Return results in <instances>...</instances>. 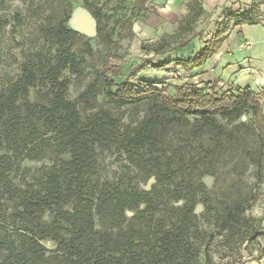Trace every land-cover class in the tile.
Segmentation results:
<instances>
[{
	"label": "rangeland",
	"instance_id": "obj_1",
	"mask_svg": "<svg viewBox=\"0 0 264 264\" xmlns=\"http://www.w3.org/2000/svg\"><path fill=\"white\" fill-rule=\"evenodd\" d=\"M90 1L106 14L101 21L96 20L97 32L92 35L83 25L91 18L83 0H0V16L9 21L0 29V94L8 92L25 68L31 69L38 80L30 87L28 100L38 107H51L56 89L44 73L50 62H55L63 42L71 46L78 64L64 70L60 79L68 81L66 97L77 105L82 124H88L105 111L118 122L120 133L131 135L148 116V105L118 108L109 103L101 72L109 47L103 36L129 15L134 0ZM188 1H146L145 15L134 24V36L123 39L119 57L111 61L123 74L113 77L116 82L124 79L131 66L142 63L145 70L133 80L136 83L153 81L156 88L170 95L175 92V84L184 82L185 71L177 69L174 63L163 69L151 65L162 60L149 51V46L164 34L176 31L180 18L188 12ZM206 1L210 2L203 0V3ZM214 9L215 6L208 5L205 16L198 21L195 30L198 35L189 47L171 50L163 54L164 58L188 56L192 46L196 50L202 45L215 31V23L221 20ZM68 15L66 24L76 34L58 37L56 29ZM245 28L247 35L255 36L264 30L247 25ZM244 64L249 62L245 60ZM251 65L249 68L237 65L234 74H224V82L234 84L235 88L247 85L256 88L260 72L253 62ZM215 86L220 92L232 91L229 86ZM258 91L264 96V86L258 87ZM23 102L22 97L17 102L20 121L11 134L6 135L0 126V168L4 171L0 175L2 264L14 263L17 254L31 264L32 244L28 237H34L46 248L38 264H70L65 251L58 247L55 234L65 240L76 237L81 226L78 214L88 217L93 230L110 242V249L102 257L105 262L101 264H179L181 256L173 252L169 260L163 259L157 243L160 235L174 231H179L178 237L184 241L190 238V243L198 249L188 264H203L208 234L217 229L229 208L239 202H251L250 195L257 185V139L251 126L252 116L245 113L233 122L218 118L228 128L240 127L241 131L236 133L240 139L244 138L240 142L225 139L219 143L211 134L199 133L202 121L195 117L184 118L182 124L166 118L160 127L161 143L153 152L128 151L121 138L103 144L96 141L81 167L85 173L83 191L71 193L57 207L45 210L31 207L30 201L36 202L44 195L49 175L55 174L66 186L73 181L74 168L68 163L74 159V152L57 128L49 126L42 116L38 114L28 120ZM262 106L264 109V99ZM71 190H75V185ZM131 190L144 194L151 206L148 207V202L136 204L128 197L116 202L120 195L125 196ZM262 191L258 203L249 212L262 218L264 224V184ZM195 231L200 234L194 235ZM100 236L92 238L93 241L81 238L79 243L83 248L91 246L94 252L104 240H99ZM261 253H264V239L248 244L241 261L264 264ZM215 259L217 264H231L229 258Z\"/></svg>",
	"mask_w": 264,
	"mask_h": 264
},
{
	"label": "trees",
	"instance_id": "obj_2",
	"mask_svg": "<svg viewBox=\"0 0 264 264\" xmlns=\"http://www.w3.org/2000/svg\"><path fill=\"white\" fill-rule=\"evenodd\" d=\"M146 1L134 0L129 15L117 21L111 30L103 36V39L109 44L101 72L108 102L118 108L130 104H146L149 108L148 116L134 134L120 133L118 122L105 111L99 112L88 124H82L77 105L66 97L69 87L68 81L60 79L64 70L78 64L77 55L72 52L71 46H66L63 42L55 62H50L44 73L46 80L51 81L52 87L56 89L51 107H38L28 100L29 89L38 80L37 75L31 69L25 68L8 92L0 94V126L6 135L11 134V130H14L20 121L18 114L20 107L17 102L22 97L24 99L22 106L27 112L28 120L38 114L42 116L49 126L57 128L74 152V159L68 163L70 167L74 168L71 176L73 181L68 182V186H66L55 174L49 175L45 182L44 195L36 202L30 201V206L41 210L57 207L68 196L72 195L71 193L82 192L84 186L81 183L83 180L85 181V173L81 167L83 162L90 157L92 145L96 141L103 144L121 138L128 151L138 153L146 149L153 152L156 146L161 143L162 132L160 127L162 128L166 118L176 119L177 123L182 124L184 118L195 117L202 121V126L198 128L199 133H209L219 143L225 139L240 142L244 139H240L236 134L241 131L240 127L228 128L227 125L219 123L218 118L233 122L240 119L243 114L250 113L252 116L251 126L257 139L255 151L257 185L255 191L250 195V204L239 202L226 211L220 219L217 229L208 234L203 249V264H217L215 257L229 258L231 264H245L241 261L243 249L248 244L264 239L263 219L257 218L249 212L258 203L263 193L264 109L262 100L264 96L249 86L238 88L234 92H220L215 84L198 86L188 80H184L182 84H175L173 86L175 92L168 95L156 88L153 81L141 80L140 77L139 83L133 81L145 70L144 63L131 66L124 79L116 82L113 77H121L123 74L120 68L111 64V61L113 58L119 57L118 51L123 39L134 36L136 20L146 13ZM83 3L98 22L105 17L106 14L103 13L101 7L92 1L83 0ZM187 6L189 12L180 18L176 31L172 34H164L156 44L149 46V51H152L156 57H160L171 50L187 47L198 35L195 30L204 13L203 0H189ZM68 19L69 15L58 25L56 29L58 37H69L76 34L68 28L66 24ZM8 23V19L0 16V29ZM244 24H264V0H251L248 8L230 11L222 21L216 24L215 31L199 49H196V53L191 57L179 56L173 60L165 58L162 62L151 65L163 69L174 63L177 69L183 73L185 71L186 77H189L191 71L204 65L208 59L219 52L234 27ZM114 36L116 39L113 38ZM240 125L243 126L244 123L242 122ZM152 159L155 160L156 157L154 156ZM0 173V175L4 173L1 168ZM72 185H75V190H71ZM124 197H128L136 204L148 202V207L151 206L150 200L140 192L131 190L125 196L120 195L116 202L124 201ZM78 220L81 223L77 235L78 239L76 236L70 240H65L55 234L58 247L65 251V258L70 264H101L105 262L102 257L110 249V242L105 239V235L100 236L98 232L93 230L94 225L88 217L78 214ZM199 234L198 231L194 232L196 236ZM97 236H100L99 240H104L99 243L100 247L95 248L94 252H92L91 246L83 248L81 242L79 243L81 238H87L90 241ZM178 236L179 231L160 235L157 238L160 253L165 260L170 259L172 252L179 254L181 256L179 264H188L193 261L198 249L190 243V238L186 237L184 241L183 237L180 239ZM28 240L32 244L31 264H38L43 259L46 248L34 237H28ZM14 256L15 262L12 264H29L23 255ZM261 256L264 257V253H261Z\"/></svg>",
	"mask_w": 264,
	"mask_h": 264
},
{
	"label": "crops",
	"instance_id": "obj_3",
	"mask_svg": "<svg viewBox=\"0 0 264 264\" xmlns=\"http://www.w3.org/2000/svg\"><path fill=\"white\" fill-rule=\"evenodd\" d=\"M208 1H210L208 2V4L207 1L203 3L204 13L201 16V18L205 16L207 7L209 5L210 7L215 6L214 10L217 11L219 19H221L220 21H222L223 18L230 11L248 8L251 2V0H208ZM246 25L249 27L256 26V27L264 28V24H256V25L244 24L241 26L234 27L233 30L230 32L228 39L224 42L219 52L216 55H214L212 58L208 59L206 63H204V65L191 71L190 76L185 77V81L188 80L189 82L197 84L198 86H203L205 84H217L220 85V87L229 86L228 89L234 92L238 88H243V87L238 86L235 88L234 84H228V82L227 83L224 82L226 78V75L224 76V74H228V75L234 74L237 65H239L241 68H249V66H253L251 65L253 62L254 65L258 67L260 76L256 77V85H257L256 88L250 85L247 86L257 91H258V87L264 86V30H260V32L257 33L258 36H255L251 33L250 35H247L244 32V29L246 30L245 28ZM255 37L257 39H255ZM246 42H249L250 45L242 46V44ZM200 46L198 47V49L200 48ZM244 49H248V51L246 52ZM194 53H196V50L194 49V46H192L190 54L188 56L191 57ZM158 59H160V61L161 60L163 61L165 59L164 55L160 56ZM245 60L249 62V65L244 64ZM227 71L230 74L227 73ZM253 264H259V263L257 261H254Z\"/></svg>",
	"mask_w": 264,
	"mask_h": 264
},
{
	"label": "water",
	"instance_id": "obj_4",
	"mask_svg": "<svg viewBox=\"0 0 264 264\" xmlns=\"http://www.w3.org/2000/svg\"><path fill=\"white\" fill-rule=\"evenodd\" d=\"M90 16H91L90 20L89 21L85 20L83 25H84V28L87 29V33L92 35L97 32L96 19L92 16V14H90ZM88 26H89V29H88Z\"/></svg>",
	"mask_w": 264,
	"mask_h": 264
},
{
	"label": "built area",
	"instance_id": "obj_5",
	"mask_svg": "<svg viewBox=\"0 0 264 264\" xmlns=\"http://www.w3.org/2000/svg\"><path fill=\"white\" fill-rule=\"evenodd\" d=\"M249 45H250L249 42H246V43L242 44V46H249Z\"/></svg>",
	"mask_w": 264,
	"mask_h": 264
}]
</instances>
